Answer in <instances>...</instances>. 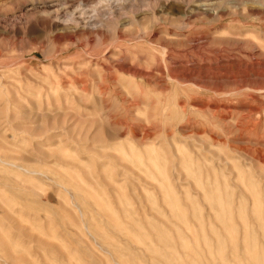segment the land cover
<instances>
[{
    "label": "rangeland",
    "instance_id": "rangeland-1",
    "mask_svg": "<svg viewBox=\"0 0 264 264\" xmlns=\"http://www.w3.org/2000/svg\"><path fill=\"white\" fill-rule=\"evenodd\" d=\"M0 264H264V0H0Z\"/></svg>",
    "mask_w": 264,
    "mask_h": 264
}]
</instances>
